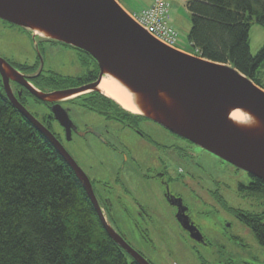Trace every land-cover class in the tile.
Listing matches in <instances>:
<instances>
[{
  "label": "water",
  "instance_id": "95a60500",
  "mask_svg": "<svg viewBox=\"0 0 264 264\" xmlns=\"http://www.w3.org/2000/svg\"><path fill=\"white\" fill-rule=\"evenodd\" d=\"M0 19L34 36H39L35 30H40L47 34L42 38L81 50L98 63L100 78L95 83L50 93L38 90L30 76L1 56L0 75L11 104L70 166L109 238L138 264L150 263L114 229L86 173L55 135L22 105L21 93L15 94L11 82L20 84L37 99L53 103L94 90L104 94L99 86L110 75L137 96L141 113L136 115L154 121L264 182V89L233 66L164 45L139 26L118 0H0ZM235 111L249 115L258 127L236 123L231 118ZM52 112L69 132L73 124L67 109L57 103ZM182 225L193 237L201 235L190 223Z\"/></svg>",
  "mask_w": 264,
  "mask_h": 264
},
{
  "label": "trees",
  "instance_id": "16d2710c",
  "mask_svg": "<svg viewBox=\"0 0 264 264\" xmlns=\"http://www.w3.org/2000/svg\"><path fill=\"white\" fill-rule=\"evenodd\" d=\"M186 8L189 42L202 58L233 66L264 89V47L253 56L249 44L252 22L264 26V0H189ZM66 79L60 88L79 80ZM33 81L53 85L46 78ZM252 180L245 190L264 198V182ZM244 223L264 246V210ZM0 264H138L109 238L73 170L11 104L1 79Z\"/></svg>",
  "mask_w": 264,
  "mask_h": 264
},
{
  "label": "flooded vegetation",
  "instance_id": "af4514ba",
  "mask_svg": "<svg viewBox=\"0 0 264 264\" xmlns=\"http://www.w3.org/2000/svg\"><path fill=\"white\" fill-rule=\"evenodd\" d=\"M0 20L6 28L14 29L15 25ZM30 34L33 38H42L34 36L31 32ZM46 42L73 50L80 65L85 68V72L80 76H63L49 70L45 74L42 59L47 55L49 48L44 47L40 49L37 62L34 65L19 64V66L25 65L30 68V72L20 70L18 64L6 59L20 72L30 76V82L38 90L50 93L89 85L100 78L98 63L92 57V59L89 58L86 53L63 43H55L56 41L53 40H46ZM56 75L61 78L58 79ZM45 78L53 85L40 87L33 81L34 79L45 80ZM66 78L79 80L75 86L60 88L59 84L66 82L64 81ZM0 79L2 81L1 75ZM11 84L17 96L19 92L21 93L19 101L27 109L31 99L36 106L42 107L41 110L38 109L35 112L28 111L47 127L67 150V144L80 138L85 142L90 140L92 143L101 144L104 150L112 154V164H105L102 157H99L98 164H95L93 162L94 153L89 146H86L87 156L84 163L76 162L90 179L103 212L106 215L120 213L130 220L132 231L129 236L118 233L150 264H162L156 243L149 233L152 217L158 215L162 207L170 208L171 216L175 221V225L172 227L177 226L184 232L189 242L201 248H209L214 245L210 239L211 231H209L211 228H216L213 226L214 222L211 221L212 213V216L215 213H225L245 225L247 215H259V212H248L249 210L231 207L230 200L220 194L219 180L217 179L220 175L215 174L214 168L207 163L206 159L205 152H210L146 117L125 110L116 101L101 92L90 91L86 95L83 94L85 95L82 96L84 99L78 96L83 100L79 105H77V101L80 100L76 97L74 100L68 99L52 103L37 99L16 82H11ZM24 92L25 97L22 98ZM57 103L68 111L73 124L69 132L54 117L52 107ZM210 154L220 159L225 166L232 167L236 173L247 176V183L241 181L237 183V194L242 201H246L249 191L245 188L253 183L252 177L218 156ZM174 167H177L181 173L180 176H177V170ZM229 193H231L230 190ZM230 198L232 200V193ZM213 203H216L214 204L216 210L212 209ZM200 205L208 206V209L205 212L198 211L201 210V208H197ZM180 211H182L181 216H179ZM197 213L203 214L204 218L197 219ZM223 218L226 225L223 229H230L232 223H230L229 217L223 216ZM182 222L190 223L196 227V231L201 235L193 237L190 230L182 225ZM205 223L209 225H205ZM183 238L185 237L183 236ZM237 239L240 240L236 237Z\"/></svg>",
  "mask_w": 264,
  "mask_h": 264
},
{
  "label": "rangeland",
  "instance_id": "374dc122",
  "mask_svg": "<svg viewBox=\"0 0 264 264\" xmlns=\"http://www.w3.org/2000/svg\"><path fill=\"white\" fill-rule=\"evenodd\" d=\"M119 4L129 11H139L150 4V0H118ZM170 2L169 22L175 26L180 34L179 45L183 49L193 52V48L189 44V32L192 27V17L186 8L187 0H168ZM189 30V32H188ZM47 38H33L30 31L14 26V29H8L2 25L0 20V56L11 61L14 64L34 65L37 62V55L42 47L49 48L45 57H43V67L45 74L48 71L56 72L65 76H80L85 72V68L80 65L76 53L61 45H51L46 42ZM45 41V42H43ZM43 42V43H42ZM250 50L253 56H256L264 47V26L253 21L249 32ZM261 85L264 86V68L260 73ZM88 94V93H87ZM86 95V93H85ZM81 95L80 98L84 99ZM79 97H76L79 99ZM73 98L71 100H74ZM77 105L83 100L79 99ZM80 102V103H79ZM41 110L40 105H35L34 101L29 100L28 110L35 112ZM69 153L80 163H84L87 156L85 148L89 146L94 153L93 162L98 164L99 157L103 158L105 164H112V154L104 150L101 144L92 143L90 140L85 142L80 138L75 139L72 143L66 145ZM207 154V163H209L219 177L218 189L221 195L230 200L231 207L235 209L249 210L248 212H261L264 210V198L262 196L249 195L246 201L237 194V183H247L248 178L241 173H236L229 165L222 164L220 159L215 158L210 153ZM177 170V167H174ZM177 176L181 173L177 170ZM195 188V187H194ZM232 193V200L230 198ZM190 191V190H189ZM244 195V194H243ZM206 196V195H205ZM207 197V196H206ZM208 198V197H207ZM192 201V200H190ZM212 204V209L216 210ZM203 211L208 209L204 206H198ZM211 209V208H210ZM213 214V213H212ZM211 214V221L214 222L215 229L211 228L210 239L213 244L209 248H201L193 245L186 239L182 232L175 225V221L171 216L169 207H162L158 215L152 217L149 224V233L156 243L157 251L160 254L162 264H264V246L260 245L255 239L252 231L239 220L225 213ZM220 214V215H219ZM223 216H228L232 226L228 230H224L226 226L223 222ZM221 217V218H219ZM197 219H203L204 216L197 213ZM108 221L114 229L128 235L131 233L130 220L120 213L107 215ZM205 225H209L206 224ZM183 236L185 238H183ZM236 237L240 238L236 240ZM205 261V262H204Z\"/></svg>",
  "mask_w": 264,
  "mask_h": 264
},
{
  "label": "built area",
  "instance_id": "2783aa9c",
  "mask_svg": "<svg viewBox=\"0 0 264 264\" xmlns=\"http://www.w3.org/2000/svg\"><path fill=\"white\" fill-rule=\"evenodd\" d=\"M170 4L168 0H154L152 5L139 11L129 12V16L151 36L164 45L182 50L179 46V32L169 22ZM201 55L199 49L193 52Z\"/></svg>",
  "mask_w": 264,
  "mask_h": 264
},
{
  "label": "bare ground",
  "instance_id": "6f19581e",
  "mask_svg": "<svg viewBox=\"0 0 264 264\" xmlns=\"http://www.w3.org/2000/svg\"><path fill=\"white\" fill-rule=\"evenodd\" d=\"M35 33L41 37H47V34L40 30H35ZM99 90L116 100L125 110L133 114L141 113V110L137 106V96L116 78L106 75L99 86ZM231 118L236 123L244 125L245 127H258V124L255 122V120L243 111L233 112L231 114Z\"/></svg>",
  "mask_w": 264,
  "mask_h": 264
},
{
  "label": "crops",
  "instance_id": "0c3cea01",
  "mask_svg": "<svg viewBox=\"0 0 264 264\" xmlns=\"http://www.w3.org/2000/svg\"><path fill=\"white\" fill-rule=\"evenodd\" d=\"M153 1H154V0H150V4H149L148 6H150V5L153 3ZM148 6H147V7H148ZM174 27H175V26H174ZM176 29H177V28H176ZM188 32H189V30H188Z\"/></svg>",
  "mask_w": 264,
  "mask_h": 264
}]
</instances>
